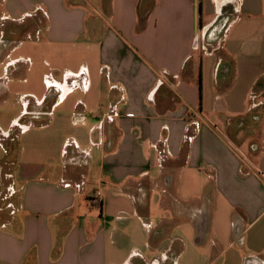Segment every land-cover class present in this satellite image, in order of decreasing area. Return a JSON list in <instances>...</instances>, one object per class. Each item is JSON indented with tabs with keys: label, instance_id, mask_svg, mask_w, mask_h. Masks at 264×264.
Returning <instances> with one entry per match:
<instances>
[{
	"label": "crops",
	"instance_id": "crops-1",
	"mask_svg": "<svg viewBox=\"0 0 264 264\" xmlns=\"http://www.w3.org/2000/svg\"><path fill=\"white\" fill-rule=\"evenodd\" d=\"M82 1L0 5V264H264V0Z\"/></svg>",
	"mask_w": 264,
	"mask_h": 264
},
{
	"label": "rangeland",
	"instance_id": "rangeland-1",
	"mask_svg": "<svg viewBox=\"0 0 264 264\" xmlns=\"http://www.w3.org/2000/svg\"><path fill=\"white\" fill-rule=\"evenodd\" d=\"M17 2L16 8L13 7L11 10L12 14H18L19 12H22L24 10L29 9L30 7H33L36 3H38V0H28L22 1V0H14ZM90 2V0H88ZM107 2L109 0H106ZM83 3H86V0L82 1ZM2 3V0H0V5ZM108 4V3H106ZM4 10L2 7H0V15L1 11ZM3 22H0V31L6 32L5 27L6 23L1 27V24ZM3 32V33H4ZM1 35V32H0ZM11 113H19V110H15L13 108L9 109H0V124L6 128V126L9 123V115ZM245 129V128H244ZM19 128H12L11 132L3 133L0 131V227L3 223L10 220V216L12 212H14L13 206L15 205V202L18 198V196H15L14 193V179H13V170H14V162H15V155H16V149H17V137L19 135ZM249 143V142H247ZM17 188V187H16ZM14 204V205H13Z\"/></svg>",
	"mask_w": 264,
	"mask_h": 264
},
{
	"label": "trees",
	"instance_id": "trees-1",
	"mask_svg": "<svg viewBox=\"0 0 264 264\" xmlns=\"http://www.w3.org/2000/svg\"><path fill=\"white\" fill-rule=\"evenodd\" d=\"M153 2H154L153 0H141L140 6H139V10H138L141 26L143 25V23H144V21L146 19V16L150 12V10L152 8V5H153ZM141 26H140V28H141ZM261 84H262V82H259V84L255 87L254 92L256 94H260V92L262 91V90H257V89L262 87ZM262 109H264V108H262ZM255 112H256V116L260 117L261 113L264 112V110H260V111L256 110ZM262 115H263V113H262Z\"/></svg>",
	"mask_w": 264,
	"mask_h": 264
},
{
	"label": "built area",
	"instance_id": "built-area-1",
	"mask_svg": "<svg viewBox=\"0 0 264 264\" xmlns=\"http://www.w3.org/2000/svg\"><path fill=\"white\" fill-rule=\"evenodd\" d=\"M243 159L245 161H247L248 159L244 156ZM249 162V161H248ZM246 162V163H248ZM92 201L95 202V203H98V204H101L102 203V194L100 191H97L94 195V197L92 198Z\"/></svg>",
	"mask_w": 264,
	"mask_h": 264
},
{
	"label": "bare ground",
	"instance_id": "bare-ground-1",
	"mask_svg": "<svg viewBox=\"0 0 264 264\" xmlns=\"http://www.w3.org/2000/svg\"><path fill=\"white\" fill-rule=\"evenodd\" d=\"M223 17V16H222Z\"/></svg>",
	"mask_w": 264,
	"mask_h": 264
}]
</instances>
